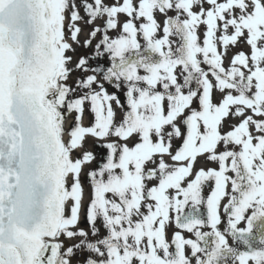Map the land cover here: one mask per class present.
<instances>
[{
    "label": "snow or ice",
    "instance_id": "6c2138e0",
    "mask_svg": "<svg viewBox=\"0 0 264 264\" xmlns=\"http://www.w3.org/2000/svg\"><path fill=\"white\" fill-rule=\"evenodd\" d=\"M0 264H264V0H0Z\"/></svg>",
    "mask_w": 264,
    "mask_h": 264
},
{
    "label": "rangeland",
    "instance_id": "374dc122",
    "mask_svg": "<svg viewBox=\"0 0 264 264\" xmlns=\"http://www.w3.org/2000/svg\"><path fill=\"white\" fill-rule=\"evenodd\" d=\"M162 18V17H161ZM161 18H158L160 20V22L162 23V19ZM67 24V21L65 22ZM203 32H204V28L203 26H201V28L199 29V35L201 37V40L203 39ZM83 36H81V39L83 40ZM174 43H173V47L176 45L175 44V40L177 38H172ZM85 51L84 49H80L79 52L76 54L77 56L78 55H84L85 54ZM237 51H244V52H249V47L244 44V43H241L239 44L236 48H233L231 49V52L232 53H235ZM225 64L227 65V61H225ZM217 99L219 98V94L217 93ZM87 119H86V122L84 123L85 125H89L90 123V120L92 119L91 117V114L90 113H87ZM85 115V116H86ZM117 119H119V115L117 117ZM230 123H235V121H231ZM225 131L228 130V127L226 126ZM86 148L92 152L95 153L96 157H97V160L99 159V157L97 156V153H96V149H95V145H94V140L92 138H89L88 141H87V144H86ZM200 167H204V168H216L217 165L216 164H213V163H207L203 160H201L198 164H197V168H200ZM95 168V162L89 167V168H85L84 172L81 174V183H82V186L84 187V191H85V203H87V200H88V197L90 196V193H91V188H90V181L87 179L86 174L88 171H90L91 169H94ZM88 183H87V182ZM207 182H205V185L203 186V188H205L204 190V193H202V195L204 196H207L210 194V191L211 189L214 187V182L213 181H208V184H210V187L209 189L208 188V184H206ZM82 213H83V210H82ZM81 213V214H82ZM84 220V218H83ZM82 220V221H83ZM81 221V224L82 226L84 225V223ZM243 226V225H241ZM169 235H171V229H169Z\"/></svg>",
    "mask_w": 264,
    "mask_h": 264
},
{
    "label": "bare ground",
    "instance_id": "6f19581e",
    "mask_svg": "<svg viewBox=\"0 0 264 264\" xmlns=\"http://www.w3.org/2000/svg\"><path fill=\"white\" fill-rule=\"evenodd\" d=\"M70 123H71V118L69 119V125H70ZM68 125H66V127H67Z\"/></svg>",
    "mask_w": 264,
    "mask_h": 264
},
{
    "label": "flooded vegetation",
    "instance_id": "af4514ba",
    "mask_svg": "<svg viewBox=\"0 0 264 264\" xmlns=\"http://www.w3.org/2000/svg\"><path fill=\"white\" fill-rule=\"evenodd\" d=\"M161 19H162V21H163V17H162ZM173 38H174V37H173ZM175 46H176V45H175ZM175 46H174V47H175ZM122 99H123V98H122Z\"/></svg>",
    "mask_w": 264,
    "mask_h": 264
},
{
    "label": "water",
    "instance_id": "95a60500",
    "mask_svg": "<svg viewBox=\"0 0 264 264\" xmlns=\"http://www.w3.org/2000/svg\"><path fill=\"white\" fill-rule=\"evenodd\" d=\"M103 63V62H102Z\"/></svg>",
    "mask_w": 264,
    "mask_h": 264
}]
</instances>
